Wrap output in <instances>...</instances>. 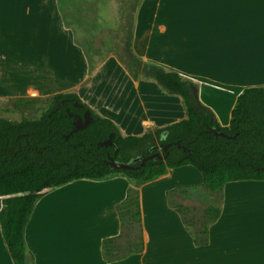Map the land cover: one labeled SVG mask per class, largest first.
I'll return each instance as SVG.
<instances>
[{
	"label": "crops",
	"instance_id": "1",
	"mask_svg": "<svg viewBox=\"0 0 264 264\" xmlns=\"http://www.w3.org/2000/svg\"><path fill=\"white\" fill-rule=\"evenodd\" d=\"M136 1L130 39L134 59L196 83L199 102L227 127L238 96L264 87V0ZM104 65L91 67L63 21L59 0H0V99L73 94L83 86L91 91L96 80L111 74ZM98 70L106 72L103 77ZM116 74L110 78L119 99H93L84 90L81 98L75 95L89 108L98 102L100 117L121 134L132 130L125 136H141L185 118L181 100L155 80L130 77L127 92ZM192 168L168 169L140 187L141 252L124 257H118L123 235L132 230L123 227L119 208L131 181L113 175L49 191L35 203L25 228L26 264H264V209L242 206L239 200L250 195L233 188L260 190L264 182L225 184L219 218L193 233L167 201L168 192L184 191L199 179ZM255 193L264 198V191ZM70 219L88 224L68 225ZM0 264H12L1 233Z\"/></svg>",
	"mask_w": 264,
	"mask_h": 264
},
{
	"label": "trees",
	"instance_id": "2",
	"mask_svg": "<svg viewBox=\"0 0 264 264\" xmlns=\"http://www.w3.org/2000/svg\"><path fill=\"white\" fill-rule=\"evenodd\" d=\"M136 6L133 0L126 14L125 53L141 66L130 51ZM61 15L69 28L62 11ZM146 67L163 91L181 100L185 118L141 136H122L111 120L92 113L75 94L9 99L17 108L46 107L37 119L0 118V233L12 264H26L25 228L37 200L73 181L122 175L141 184L165 175L168 169L190 166L211 191L231 182H264V87L245 89L236 100L229 125L221 127L199 102L196 83L154 65ZM130 75L138 78L137 73ZM84 112L90 113L91 122L74 132V117ZM214 131L227 138L215 136ZM166 146L165 160L152 158L138 171L107 165L110 159L136 166L139 162L133 161Z\"/></svg>",
	"mask_w": 264,
	"mask_h": 264
},
{
	"label": "rangeland",
	"instance_id": "3",
	"mask_svg": "<svg viewBox=\"0 0 264 264\" xmlns=\"http://www.w3.org/2000/svg\"><path fill=\"white\" fill-rule=\"evenodd\" d=\"M108 3L111 5L109 6ZM132 3L133 0H59L60 11H62L63 16L66 18V24L74 32L75 42L86 53L91 67L95 69L106 63V66L104 65V67H106L111 73L107 74L108 76L104 79L96 80L91 91L83 89V86V88L75 90L73 94H77L81 98L82 91L84 90L89 93L90 96L93 95V99H119L117 96H113V86L116 82L110 77L114 73H117L115 79H119V77L120 80L122 79L125 84L124 89L127 92L129 91V85L131 84L130 73H137V75L144 80H154L152 75L146 72L147 69L145 66H137L125 53V43L128 39L125 30L127 25L126 14ZM137 4H139V1ZM114 10L115 15L111 13V11L113 12ZM116 17L117 23L115 22ZM109 56H113L115 59H117V57L120 58L126 66L120 64L126 71L124 72L121 70L113 59L107 61ZM118 68L121 70L120 72H118ZM98 71V73L101 74V77L106 73L102 70ZM105 96H108V98ZM91 105V108L88 107L89 110L92 113L101 116V107L99 103H92ZM45 109V106L40 107L38 104L32 108H26L23 106L17 108L9 101V99H0V118L8 121L19 122L24 117L28 119H37L42 115ZM131 131H129L128 134L122 132L121 135H133L130 133ZM191 171H196L195 173H198L196 169ZM198 176L199 179L191 180L184 191L179 189L181 191L171 190L167 193L168 206L179 211L183 220H185L187 226H190L193 233L194 230H198V228L205 229L210 222H215L219 218L220 208L224 207L223 189L221 188L216 191L209 190L203 184L199 173ZM197 182L201 183L198 184ZM131 183L132 190L130 191L129 188L127 189L126 198L123 200L121 207L119 208V215L123 227H131L132 231H129L128 233L126 232L123 235V237H125L121 242L122 247L119 250L120 253H118V257H124L129 254H138L141 252L139 232V225L141 224V209L138 197L140 187L146 183L139 184L133 181H131ZM261 185H264V183ZM240 186L241 184H235L233 188L237 191H246V193L250 195L239 200V203L242 206L250 204L253 208L258 207L264 209V198L260 197L259 199L257 196L258 194L255 193L257 191H264V188L254 190L252 188L243 189ZM133 188H135V190ZM262 196H264V194H262ZM97 222L99 221H95L96 224ZM68 223H72L68 225L76 227L88 224L85 221L74 222L72 219H70ZM127 239L130 240L128 241ZM107 244L108 241L105 240L104 248L107 247ZM194 244L196 245L197 243ZM109 258L113 259L114 256L112 255Z\"/></svg>",
	"mask_w": 264,
	"mask_h": 264
},
{
	"label": "water",
	"instance_id": "4",
	"mask_svg": "<svg viewBox=\"0 0 264 264\" xmlns=\"http://www.w3.org/2000/svg\"><path fill=\"white\" fill-rule=\"evenodd\" d=\"M85 127H86V124H81L79 122H75L73 131L75 132V131L81 130ZM213 133L215 136L227 138V135L224 133H219V132H215V131ZM104 145H110L111 146V144H104ZM177 147L179 148V146H177ZM166 150H167V146L164 147L161 151H160V148H157L156 153H153V154H151L147 157L141 158V159H136L135 161H133V163L139 162L138 165H136V166H133L132 164H129V163L128 164L127 163H117V162L110 160V159L107 161V165L114 170L117 169V170H122V171H138L143 167V165L145 163H147L152 158L165 160L167 158Z\"/></svg>",
	"mask_w": 264,
	"mask_h": 264
},
{
	"label": "flooded vegetation",
	"instance_id": "5",
	"mask_svg": "<svg viewBox=\"0 0 264 264\" xmlns=\"http://www.w3.org/2000/svg\"><path fill=\"white\" fill-rule=\"evenodd\" d=\"M90 118H91L90 113L89 112H84V113H82V115L80 117H77V116L74 117V123L75 122H79L81 124L84 123V124L87 125L88 123L91 122Z\"/></svg>",
	"mask_w": 264,
	"mask_h": 264
}]
</instances>
